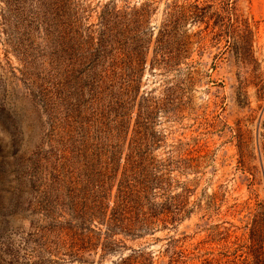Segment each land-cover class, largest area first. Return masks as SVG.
I'll list each match as a JSON object with an SVG mask.
<instances>
[{
    "label": "rangeland",
    "instance_id": "374dc122",
    "mask_svg": "<svg viewBox=\"0 0 264 264\" xmlns=\"http://www.w3.org/2000/svg\"><path fill=\"white\" fill-rule=\"evenodd\" d=\"M0 264H264V0H0Z\"/></svg>",
    "mask_w": 264,
    "mask_h": 264
},
{
    "label": "trees",
    "instance_id": "16d2710c",
    "mask_svg": "<svg viewBox=\"0 0 264 264\" xmlns=\"http://www.w3.org/2000/svg\"><path fill=\"white\" fill-rule=\"evenodd\" d=\"M128 192V191H127ZM122 194H126V191H123L122 192ZM119 210H120V204H119V202H118V204H117V211L116 212H119ZM129 233H131L130 231H128Z\"/></svg>",
    "mask_w": 264,
    "mask_h": 264
}]
</instances>
